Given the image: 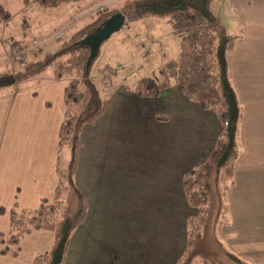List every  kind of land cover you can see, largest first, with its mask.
Instances as JSON below:
<instances>
[{
    "label": "crops",
    "instance_id": "1",
    "mask_svg": "<svg viewBox=\"0 0 264 264\" xmlns=\"http://www.w3.org/2000/svg\"><path fill=\"white\" fill-rule=\"evenodd\" d=\"M230 1L237 15L243 16L236 17L240 28L235 33L246 35L228 51V65L244 110L247 156L237 162L230 189L231 212L238 225L231 239L243 245L253 237L255 247L261 248L264 0ZM68 81L42 72L13 91L0 89L3 231L9 230L13 211L37 208L55 192ZM111 93L104 112L84 126L81 136L75 175L88 198V212L72 232L63 264H175L188 242L192 212L184 176L214 147L222 125L216 111L190 99L176 82L150 102L134 101L129 84L119 83ZM65 154L68 159L70 152ZM54 240L50 230H33L21 240L17 255L0 253V264H33L37 254L53 247ZM258 264H264V255Z\"/></svg>",
    "mask_w": 264,
    "mask_h": 264
},
{
    "label": "trees",
    "instance_id": "2",
    "mask_svg": "<svg viewBox=\"0 0 264 264\" xmlns=\"http://www.w3.org/2000/svg\"><path fill=\"white\" fill-rule=\"evenodd\" d=\"M32 1L44 8L80 0H25V3ZM214 2L216 0H125L121 7V12L134 20L148 15H168L172 18L174 33L182 37L179 57L166 59L155 74L139 77L132 86L133 100H157L163 89L176 82L190 99L205 109L216 111L222 125L214 147L184 176L192 212L187 222L188 242L175 264H252L225 248L214 232L217 226L229 222L228 188L234 181V165L239 157L237 137L244 113L228 65V51L235 45V36L220 28L219 19L211 8ZM116 12L120 13L114 10L105 15L112 16ZM8 16V11L2 9L0 19L7 20ZM83 32L73 35L76 39L79 36V40H72L68 47L46 52L44 59L20 60L18 69L0 71V89L22 87L20 83L41 74L47 65L52 66L56 79H69L64 91L66 112L59 134L55 192L51 199L44 198L37 208L13 211L9 230L0 229V253L8 255H17L21 240L33 230L55 233L53 247L37 254L33 264H63L72 232L87 216L88 198L77 185L75 175L83 143L81 136L84 126L104 112L106 100L118 85L112 81L114 70L109 63L97 68L98 77L93 75L95 56L92 57L93 48L84 41ZM65 151L70 152V157L62 164Z\"/></svg>",
    "mask_w": 264,
    "mask_h": 264
},
{
    "label": "rangeland",
    "instance_id": "3",
    "mask_svg": "<svg viewBox=\"0 0 264 264\" xmlns=\"http://www.w3.org/2000/svg\"><path fill=\"white\" fill-rule=\"evenodd\" d=\"M124 2L125 0H80L78 2L62 3L56 5V7L43 8L36 1L26 4L25 0H0V12L2 9H6L9 15L7 20L0 19V71H10L14 67L18 69V61L20 60L25 62L44 59L48 52H54L60 47H68L72 40H79V36L76 39L73 35L76 36L80 31H84L82 37L85 36V38L99 34L107 25L106 23L118 12L112 16H110L111 14H105L114 10L123 14L121 7ZM231 3L230 0H216L211 8L217 18L221 17L222 19V23L219 19L220 28L224 29L227 26L226 29L229 33L231 32L230 34L235 36V45L232 48L235 49L240 37L243 38L246 35L239 37V33H235L240 28L239 20L236 17L243 16L241 14L237 15ZM123 16L124 20L120 25L106 38H103L97 46L93 75L98 77L97 73L99 71H97V68L109 63L114 70L112 76L114 83L135 86L139 77L150 76L154 74V71H158L161 61L166 57L165 55H168L167 60L179 57L182 37L174 33L173 21L168 15H148L136 20L130 18L126 13ZM260 20L263 24L261 27L264 29V16ZM241 30H244V28H241ZM229 33L227 32V34ZM238 54L236 51L235 57ZM17 55H21V58ZM47 72H52V66L47 65L44 73ZM7 76L9 78L11 75ZM13 89H16L15 86L7 88V91H13ZM242 120L237 137L239 157L235 161V171L238 165L237 162L240 159L244 161L247 159L245 133L243 131L244 122ZM65 153L63 154L62 164L67 162ZM231 187L232 185L228 188L229 203L231 201ZM228 214H230L229 222L220 226H217L216 223L217 228L214 232L223 242L225 248L234 251L249 263L258 264L262 255H264V251H262L264 247H255L256 243L253 237L250 242H245L243 245H239L237 241L232 240V233L236 231L238 225L235 214L231 212V203Z\"/></svg>",
    "mask_w": 264,
    "mask_h": 264
},
{
    "label": "water",
    "instance_id": "4",
    "mask_svg": "<svg viewBox=\"0 0 264 264\" xmlns=\"http://www.w3.org/2000/svg\"><path fill=\"white\" fill-rule=\"evenodd\" d=\"M123 20L124 16L122 13L115 14L114 17H112L106 23L107 25L103 28V30L100 31L99 34L91 35L84 40L90 46L91 49L93 48L92 57L96 56V51L98 49L97 46L100 44L103 38H106L111 32H113L114 29L117 28Z\"/></svg>",
    "mask_w": 264,
    "mask_h": 264
},
{
    "label": "built area",
    "instance_id": "5",
    "mask_svg": "<svg viewBox=\"0 0 264 264\" xmlns=\"http://www.w3.org/2000/svg\"><path fill=\"white\" fill-rule=\"evenodd\" d=\"M19 58H21V55H17Z\"/></svg>",
    "mask_w": 264,
    "mask_h": 264
}]
</instances>
